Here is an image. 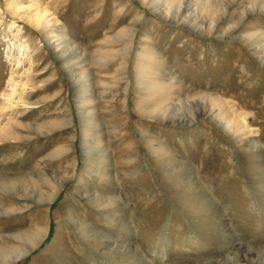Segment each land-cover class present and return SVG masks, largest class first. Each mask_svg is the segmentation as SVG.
Instances as JSON below:
<instances>
[{"label": "rangeland", "instance_id": "rangeland-1", "mask_svg": "<svg viewBox=\"0 0 264 264\" xmlns=\"http://www.w3.org/2000/svg\"><path fill=\"white\" fill-rule=\"evenodd\" d=\"M0 264H264V0H0Z\"/></svg>", "mask_w": 264, "mask_h": 264}, {"label": "bare ground", "instance_id": "bare-ground-1", "mask_svg": "<svg viewBox=\"0 0 264 264\" xmlns=\"http://www.w3.org/2000/svg\"><path fill=\"white\" fill-rule=\"evenodd\" d=\"M36 26H38V23H37V22H36ZM82 225H83V223L80 224V226H82ZM35 237H36V236H35ZM35 237H34V238H35ZM30 240H31V239H30ZM33 241H34V240H33ZM5 256H6V255L4 254V258H5L4 261L6 260V257H5Z\"/></svg>", "mask_w": 264, "mask_h": 264}]
</instances>
